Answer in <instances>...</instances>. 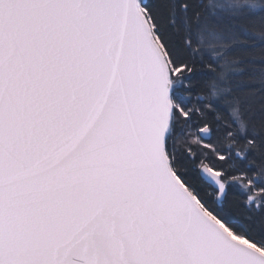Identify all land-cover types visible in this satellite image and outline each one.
<instances>
[{
    "label": "snow or ice",
    "instance_id": "snow-or-ice-1",
    "mask_svg": "<svg viewBox=\"0 0 264 264\" xmlns=\"http://www.w3.org/2000/svg\"><path fill=\"white\" fill-rule=\"evenodd\" d=\"M0 264H264V0H0Z\"/></svg>",
    "mask_w": 264,
    "mask_h": 264
}]
</instances>
